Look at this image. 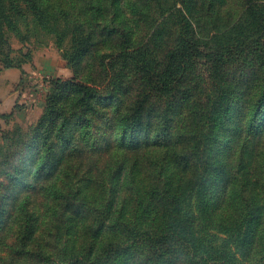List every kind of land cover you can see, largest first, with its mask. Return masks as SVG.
Wrapping results in <instances>:
<instances>
[{"label": "rangeland", "instance_id": "1", "mask_svg": "<svg viewBox=\"0 0 264 264\" xmlns=\"http://www.w3.org/2000/svg\"><path fill=\"white\" fill-rule=\"evenodd\" d=\"M201 1L197 0L195 4L205 20L197 21L191 17L194 29L203 39L211 29L222 30L230 17L240 14L243 6L242 0H221L210 14H206ZM159 11L158 6L143 7L133 38V43L139 42L144 48L143 41L149 44L146 48L152 60L149 65H154L156 71L167 62L164 51L172 43L168 36L170 33L175 36L172 21L164 20ZM75 15L68 17L72 19ZM124 16L116 8L106 15V21L111 19L107 25L114 31L112 38ZM94 17L90 12L89 21ZM31 18L30 15L23 18L27 23L20 25L19 33L10 28L7 30L12 51L10 58L0 55V207L9 208L22 183L31 181L37 172L34 168L30 176L25 173L20 176L23 170L16 166L25 170L31 160L29 152L20 151L17 132L27 137L39 123L45 122L47 105L52 104L61 91L69 92L57 87L55 81L97 86L100 90L93 97L76 93L69 100L63 93L61 100L68 101L72 108L75 103L86 104L90 108L91 121L88 131L76 133L74 151L65 160L64 175H67L68 184L57 196L59 201L51 202L40 192L31 200L32 206L37 205L35 211L42 215L33 249L46 253L53 251L62 255L61 258H69L71 253L86 249L85 245L92 237L97 246L102 245L108 233L107 236L102 234L105 238L101 240L94 232L86 233L85 225H79L78 233L73 225L91 221L92 216H101L103 208L113 211L110 221L128 219L147 229L148 233H156L164 220L162 204L169 202L164 201L163 193L167 189L174 191L177 185L183 189V197H187L184 198L186 204L194 210L204 209L201 224L209 233L222 215L220 207L211 213L208 206L210 201L215 202L212 196L216 190L215 178L225 165L237 167L239 146L247 136L246 129L243 133L239 128L250 124V114L256 110L264 88V65L260 64L259 57L251 53L252 61L232 67L222 75L217 74L221 77L214 79L210 76L208 59H196L183 82L170 95H158L152 70H141L131 57L127 58L129 60L117 58L112 52L115 40L111 37L106 36V41L100 43L99 34L95 35L93 41L96 44L93 42L94 47L77 59L75 65L76 62L69 61L66 55L72 50L70 25L76 22H66L63 19L67 16L56 14L50 15L46 25L36 24ZM85 22L81 24L83 30L99 31ZM157 24L165 30L163 35L167 39H161L160 32L155 31ZM202 49L208 52L210 48L203 44ZM102 51L113 54L101 59ZM5 59H12V66H5ZM215 93L220 94V98L214 101L209 114L208 102H213ZM146 98L147 103L137 112L139 101ZM262 109L263 116L255 125L256 130L264 126V106ZM120 116L125 119L118 123ZM233 141L236 146L225 154L226 144L230 142L231 146ZM60 142L64 144V140ZM108 142H111L109 146ZM137 144L140 147H133ZM162 179L164 184H161ZM56 182L50 180L48 188ZM57 206L65 212L61 216L51 210ZM66 207H69L68 211L64 210ZM74 208H80V213ZM90 209V213H84ZM191 212L194 214L191 219L195 220V213ZM7 215H0V221L7 223L0 231V264H47V261L23 253L20 238L26 223L18 209L10 218ZM81 216L86 219L81 220ZM8 247L13 251L4 257ZM29 248L32 249L31 244ZM138 249L140 247L136 246L135 250ZM123 255L126 257L127 253Z\"/></svg>", "mask_w": 264, "mask_h": 264}, {"label": "trees", "instance_id": "2", "mask_svg": "<svg viewBox=\"0 0 264 264\" xmlns=\"http://www.w3.org/2000/svg\"><path fill=\"white\" fill-rule=\"evenodd\" d=\"M196 1L0 0V55L10 58L12 49L6 32L10 28L15 33H19L20 25L27 23L23 19L26 15H30L34 23L46 25L50 15L56 14L67 16V19H63L66 22L69 20L76 22V24L70 25L72 50L66 55L68 60L76 62V65L77 59H81L82 55L96 44V41H93L95 35L99 34L100 43L106 41V36L113 35V29L107 25L111 19L106 21V15L116 8L120 9L125 16L120 22L121 27L115 28V36L111 37L115 40L113 47L115 49L112 52L116 53L117 58L131 57V60H134L141 70H148V72L152 70L157 83L158 95L167 93L170 95L183 82L186 74L192 68L193 62L199 58L208 59L212 79L220 78L221 76L218 75H222L232 67L243 66L252 61L251 53L259 57L260 64L264 65L262 60L264 58V0H242L243 6L240 14L232 19L230 17L222 30L211 29L209 31L211 34L208 33L206 39L201 38L193 27L195 23L191 16H193V20L196 18L197 21L202 18L200 8H197V4H195ZM219 2L221 0L201 1L202 6L207 10L206 14H210ZM144 6L150 8L158 6L163 19L172 21L170 24L172 28L175 27V36L172 33L168 36L172 43L164 51L167 62L161 70L157 71L154 65H151L154 69H151L149 65L151 59L146 49L149 44L143 41L142 44L146 47L144 48L139 42L133 43L134 27L139 23L137 17L142 15ZM53 9L54 11H51ZM67 12H76V15L67 14ZM90 12L95 17L89 21ZM73 15L75 16L69 19L68 16ZM84 22L87 23V26L94 25L95 28H99V31L83 30L81 24ZM155 31L160 32L161 39H167L163 35L165 30L161 28V25L157 24ZM168 43H170L169 39ZM203 44L210 48L208 52L202 49ZM5 47H7L6 51H4ZM112 52L102 51L99 57L106 59L113 54ZM3 62L5 66L13 64L12 59H5ZM55 84L69 92L60 90V94L54 98L53 103L47 105L45 122L39 123L27 137L24 138V133L17 132L20 151L29 152V161L31 160L25 170L19 165L16 166L23 170L20 176L22 173L30 176L34 168L37 172L31 181L22 183L18 193L14 196V203L9 205L8 210L6 207H0V215L8 213L7 217H9L15 209H18L19 216L22 215L25 218V232L20 238L25 255H30L43 262L47 261V264H116V261H119V264L264 263V126L257 130L255 128L263 116L264 88L256 103V110L250 114V124L239 128L240 131L243 129V133L246 129L247 136L244 137V143L241 142L239 146L237 167L227 164L215 178L216 190L212 195L215 202L210 201L208 206L211 213H215L216 209L220 207L222 215L209 233L204 230L201 224L204 209L194 210L192 206L186 204L184 198L187 199V197H185L186 195L183 197V189L177 185L174 191L164 189V201L169 202L167 205L162 204L164 220L156 233L150 234L147 229L138 227L137 223L121 217V219L110 221L113 211L103 208L101 216H92L91 221H82L73 225L77 233L79 225H85L86 233L94 232L95 236L100 237L101 240L105 238L102 234L107 236L108 233L102 245L97 246L92 237L87 241L86 249L82 248L80 251L71 253L69 258H61L62 255L53 251L46 253L40 249H33L38 221L42 215L35 211L37 205L32 206L31 200L34 199L35 194L40 192L45 193L51 202L59 201L57 196L62 193V187L68 184L67 175H64L67 167L65 160L74 151L76 133L88 131L91 121L89 118L91 117L90 108H87L84 103H75L72 108L68 101L61 100L63 93H66L68 100L72 99L76 93L85 97H93L100 93L97 86L60 80L55 81ZM219 95L215 93L213 102H208L209 110L207 112L209 114L214 106V101L218 97L220 98ZM183 97H188V94L186 96L183 94ZM139 103L140 105L136 108L137 112L140 106L147 103V98L142 102L140 100ZM235 113L238 117V111ZM135 116L137 117V115ZM124 119L125 117L120 116L118 123ZM165 125L169 127L168 124ZM62 140H64V144H61ZM234 141L231 146L230 142L226 144L225 154L234 149L236 146ZM110 143L108 142L107 146ZM133 147L140 146L137 144ZM77 168L78 165H76ZM52 179L57 182L48 188L47 184ZM161 184H164L163 179ZM29 204H31L30 208ZM61 209L62 207L59 209L58 206L56 209L51 208L58 216L65 213L63 209L59 211ZM64 210L68 211L69 207ZM73 210L80 213L81 209L78 208V211L74 208ZM191 210L195 213V220L191 219L194 215ZM90 211L91 209L84 213L88 214ZM80 219L84 220L86 216H81ZM2 221H0L1 232L7 224L5 220ZM30 244L32 249L29 248ZM136 246L140 249L135 250ZM12 249L8 247V254L4 257L10 256ZM144 249H147L148 252ZM93 250L98 252L94 253ZM83 251L85 252L82 253ZM125 252L127 253L126 257L123 255Z\"/></svg>", "mask_w": 264, "mask_h": 264}]
</instances>
